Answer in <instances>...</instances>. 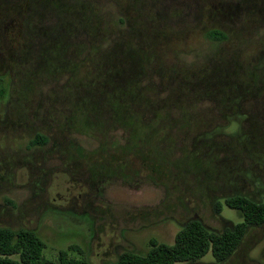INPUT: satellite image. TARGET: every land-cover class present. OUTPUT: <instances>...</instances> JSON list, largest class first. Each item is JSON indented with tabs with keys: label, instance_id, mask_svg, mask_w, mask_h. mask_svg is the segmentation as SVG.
I'll return each mask as SVG.
<instances>
[{
	"label": "rangeland",
	"instance_id": "rangeland-1",
	"mask_svg": "<svg viewBox=\"0 0 264 264\" xmlns=\"http://www.w3.org/2000/svg\"><path fill=\"white\" fill-rule=\"evenodd\" d=\"M235 195L264 203V0H0L1 226L105 264ZM191 264H264V223Z\"/></svg>",
	"mask_w": 264,
	"mask_h": 264
},
{
	"label": "trees",
	"instance_id": "trees-1",
	"mask_svg": "<svg viewBox=\"0 0 264 264\" xmlns=\"http://www.w3.org/2000/svg\"><path fill=\"white\" fill-rule=\"evenodd\" d=\"M207 38L222 41L227 35L220 30H209ZM46 138L35 134L29 139V147L41 146ZM223 203L233 209H239L243 220L218 232L207 228L199 219H190L179 228L172 244L149 239V249L144 254L131 251L121 252L113 261L105 264H174L175 262L195 263L208 251L215 262H225L237 249L247 230L251 226L264 223V203L254 201L244 195L228 196ZM221 202L214 204L216 213H220ZM44 242L38 235L26 228L12 229L0 225V264H53L43 256ZM70 245L68 249H75ZM57 264H91L85 259L68 256L66 250L58 252Z\"/></svg>",
	"mask_w": 264,
	"mask_h": 264
}]
</instances>
